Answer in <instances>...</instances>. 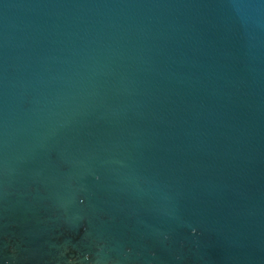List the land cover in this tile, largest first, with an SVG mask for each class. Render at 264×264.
Wrapping results in <instances>:
<instances>
[{
    "label": "water",
    "instance_id": "water-1",
    "mask_svg": "<svg viewBox=\"0 0 264 264\" xmlns=\"http://www.w3.org/2000/svg\"><path fill=\"white\" fill-rule=\"evenodd\" d=\"M0 264H264V0H0Z\"/></svg>",
    "mask_w": 264,
    "mask_h": 264
}]
</instances>
